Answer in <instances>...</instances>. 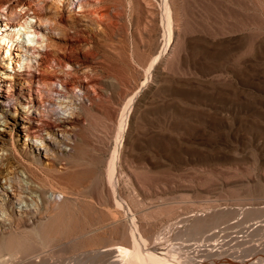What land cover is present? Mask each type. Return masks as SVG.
<instances>
[{
	"label": "rangeland",
	"instance_id": "obj_1",
	"mask_svg": "<svg viewBox=\"0 0 264 264\" xmlns=\"http://www.w3.org/2000/svg\"><path fill=\"white\" fill-rule=\"evenodd\" d=\"M23 1L48 39L0 16V176L68 196L84 231L52 236L54 257L119 243L114 215L153 235L210 204L232 219L220 232L264 224V0ZM26 125L65 151L38 156ZM250 238L238 248L264 247Z\"/></svg>",
	"mask_w": 264,
	"mask_h": 264
},
{
	"label": "bare ground",
	"instance_id": "obj_2",
	"mask_svg": "<svg viewBox=\"0 0 264 264\" xmlns=\"http://www.w3.org/2000/svg\"><path fill=\"white\" fill-rule=\"evenodd\" d=\"M88 3V0H77L72 10H85ZM17 6L25 11L16 10ZM31 8L33 5L30 1L17 0L8 6L1 2L0 16L19 28H28L25 32L38 36L36 40L29 37L30 40L43 44L48 39L46 32H43L47 26L30 20L28 9ZM33 9L34 16L40 14L36 8ZM89 12V17L96 23L104 19L99 8ZM19 33L20 29L16 31V34ZM8 37V34L3 35L1 39L9 43ZM55 84H48L46 89L53 90ZM25 131L26 138L34 141L31 147L38 151V156L42 148L45 149L46 157L55 156L57 151H65L63 144L68 137L63 135L64 132V139H59L58 130H48L45 135L43 131L26 125ZM107 178L103 189L112 192L117 183L112 174L107 175ZM3 193L8 198L0 200V231L8 233V237L0 244V264H264L262 245L252 244L246 250L238 248L257 232L264 231V224H248L243 235L220 232L217 227L221 223L225 224L227 218L212 204L191 209L185 216L178 218V224L169 228L167 235L147 233L141 223L134 219L114 215L112 223L117 227L119 243L111 242L104 247L90 248L71 255L61 254L56 258L51 253L53 249H47L54 242L52 236L58 233L78 236L84 231L82 226H76L67 219L71 215L68 212L70 206L67 210L69 198L65 192L41 188L21 175L8 173L0 176V195ZM233 231L235 233V229ZM84 255L87 256L85 260L82 259Z\"/></svg>",
	"mask_w": 264,
	"mask_h": 264
}]
</instances>
